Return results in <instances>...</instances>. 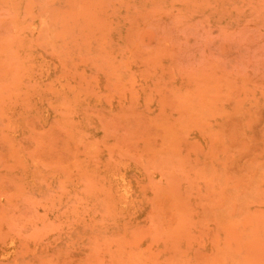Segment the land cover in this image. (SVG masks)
Listing matches in <instances>:
<instances>
[{"label":"rangeland","instance_id":"obj_1","mask_svg":"<svg viewBox=\"0 0 264 264\" xmlns=\"http://www.w3.org/2000/svg\"><path fill=\"white\" fill-rule=\"evenodd\" d=\"M0 264H264V0H0Z\"/></svg>","mask_w":264,"mask_h":264}]
</instances>
